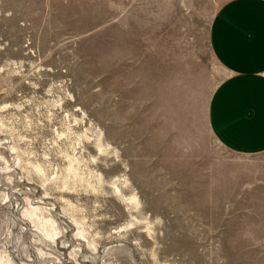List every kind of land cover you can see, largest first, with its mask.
<instances>
[{
    "label": "rangeland",
    "instance_id": "rangeland-1",
    "mask_svg": "<svg viewBox=\"0 0 264 264\" xmlns=\"http://www.w3.org/2000/svg\"><path fill=\"white\" fill-rule=\"evenodd\" d=\"M226 1L0 0V264H264V151L211 124Z\"/></svg>",
    "mask_w": 264,
    "mask_h": 264
},
{
    "label": "crops",
    "instance_id": "crops-1",
    "mask_svg": "<svg viewBox=\"0 0 264 264\" xmlns=\"http://www.w3.org/2000/svg\"><path fill=\"white\" fill-rule=\"evenodd\" d=\"M211 51L229 78L210 109L216 138L235 152L264 151V0H227L209 30Z\"/></svg>",
    "mask_w": 264,
    "mask_h": 264
},
{
    "label": "bare ground",
    "instance_id": "bare-ground-1",
    "mask_svg": "<svg viewBox=\"0 0 264 264\" xmlns=\"http://www.w3.org/2000/svg\"><path fill=\"white\" fill-rule=\"evenodd\" d=\"M99 145V144H98ZM97 145V146H98ZM98 149H100V147L98 148ZM102 150V149H101ZM74 157H72V159H73ZM69 159V158H68ZM72 159L69 161V163H67V169L66 170H68L69 172H74V170H76L75 168H74V165L76 164H74V162L72 161ZM74 160V159H73ZM76 172V171H75ZM72 176H74L73 174H72ZM66 177H68L67 175H66ZM64 179H65V177H64ZM114 189H115V191L118 193V192H120V188H119V186L118 185H116V183H114ZM121 195V194H120ZM122 197V196H121ZM129 200H135V196H131V197H129L128 198Z\"/></svg>",
    "mask_w": 264,
    "mask_h": 264
}]
</instances>
